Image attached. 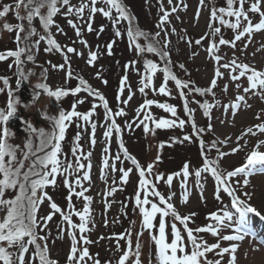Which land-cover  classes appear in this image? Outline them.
<instances>
[{
    "label": "rangeland",
    "instance_id": "rangeland-1",
    "mask_svg": "<svg viewBox=\"0 0 264 264\" xmlns=\"http://www.w3.org/2000/svg\"><path fill=\"white\" fill-rule=\"evenodd\" d=\"M253 0H248L245 4V10L247 11ZM16 0H0V11L3 10L5 5H15ZM71 5L78 7L81 0H70ZM125 6H128L129 12L133 17L134 25L142 31L154 35L160 31V41L163 43L164 33L160 28L157 27L160 18L164 15V12L160 10L161 0H122ZM163 8L165 11L170 13L169 21L164 24V28L168 30L169 39L171 44L167 51L170 53L172 61V71L177 77L184 81H191L193 87L206 88L210 86V81L214 78V67L215 62L212 57L208 55L206 49L209 46V39H203L200 45L195 44V40L208 35V25L210 22V0H205L204 5L201 7L200 0H172V4L168 3V0H162ZM184 5H187L186 10ZM99 7L107 8V5L97 3ZM177 8L176 12H171L172 7ZM261 10L264 11V2L261 4ZM197 11L200 12L197 18ZM66 7L61 8V12L53 17L54 24L50 27L49 31L52 38L61 46V52L56 51L54 48L48 51V45L45 41H39V36L43 35L47 38L48 32L43 29L42 24L39 22V18H34L33 26L37 29L38 35L32 38L33 43L39 41V46L32 47L33 53L25 52L23 54L24 61L27 62L21 65L24 79L19 75L21 68H18L14 58H7L4 61H0V110L5 112L7 109V102L10 99L8 96L9 90L13 93L11 99L13 101H20V89L23 83L32 84L34 89L39 94L42 89H36L37 84H47L53 91L66 90L69 91V95L62 97L57 100L53 97L55 107L50 103V98L46 93L43 92L42 96L30 104L29 112L35 113L37 109L40 111V116L45 119L47 123L52 126L55 119H58L61 111L68 113L72 110V106L76 105V110L86 114L91 111L93 105H97L95 114L91 118L92 122L97 123V129L95 132L96 144L91 145V125L84 124L83 121H77L74 118L72 122L68 123V127L65 133V139L61 142V158L67 156L68 159H72L71 148L75 144V137L79 135L81 137L79 143L83 152L91 151L92 157V169L90 172L91 180L83 181L84 187L89 189L85 192V196L92 198L90 205L92 222L87 224L89 231L85 232L83 236L92 241L88 245L83 244L81 234L78 228L75 230L77 239L79 241L78 247H87L89 249V255L92 259H85L84 264H94L95 260H99V264H117L122 254L127 250L126 241L118 237L125 235L126 231L132 228V242L133 250L137 239L141 244V261L142 264H158L157 260V249L154 243L150 240L148 231L144 232L142 237H137L135 233L140 230L142 216L138 214V210L134 211V193L138 189L139 175L138 170L131 161L123 157L122 150L119 148L120 140L122 139L125 147L129 154L133 156L142 168L147 169L149 164H153L154 172L152 175H147V179L151 180L157 185L156 190L160 191L167 199L170 193H175L171 199L174 207L177 209L181 216H187L195 213L194 216L188 221V227L196 229L198 227L207 226L209 223H214L207 219V217L218 212L220 207L224 206V203L218 202L213 195L214 192V180L209 174H203L207 176V179H202L204 184V200L202 201L199 196V188L196 187V177L194 175L197 169L203 167V155L201 152V146L199 143V136H196L190 126L189 117L183 110V102L178 94V90L175 87L173 81H169L168 87L171 90L170 96H164L153 93L151 88L146 89L147 95H142L138 91L139 81L143 75V63L140 57L137 56V52L134 47L130 49L129 41L127 39L126 30L128 27L127 21H122L116 25V28L121 31V36H115V30L111 21L108 18L102 16L101 13L97 12L92 20L93 31L87 30L88 17L90 15L88 9H85L83 13V19L78 18L76 15L66 16ZM20 16H26V11L23 7L19 9ZM42 14H47V9L42 10ZM113 15L116 13L113 10ZM249 19L255 25L259 23L261 17L259 13L248 12ZM179 17V19H177ZM72 20L73 23L77 24L80 29L81 35L77 36L76 30L71 27L68 20ZM21 23L15 17V9H11L9 13L0 18V53H6L10 50H17L18 47H23V37L27 32L20 33L21 42L17 45L16 26ZM27 24V21H24ZM246 23V22H244ZM10 24L13 27V31L9 32L5 29L4 25ZM58 26V27H57ZM215 26H218L215 22ZM103 27V31L100 29ZM222 27V26H221ZM224 27V26H223ZM175 28L177 34H172L171 29ZM222 35L225 39L232 40L235 33L226 27L222 28ZM180 36H184L186 40H191L192 45L189 46L185 40H181ZM219 39V37H217ZM86 41L87 47L80 43V41ZM115 43L112 46V55L107 54L106 46L112 42ZM142 46L145 45L146 41L140 38L138 41ZM245 45L247 47L245 48ZM73 47L76 51L74 53H67V48ZM90 52L97 54V60L89 65L87 61L90 59ZM63 53V54H62ZM31 54L33 61H28L27 56ZM224 59L221 63L226 62L228 59L237 58L238 62L248 63L258 70H264V30L255 32L251 37V42H248V38L236 42V47L232 48L228 45L220 46L218 53ZM64 55L68 56L67 61L64 59ZM144 58L151 59L161 66L159 57L144 53ZM26 56V57H25ZM136 61L135 70L132 67L126 68L125 66L129 62ZM179 64L184 65V69L178 67ZM55 66V67H54ZM63 66V67H61ZM69 69L72 72L71 78L67 76ZM224 73L222 78L217 80V87L214 89L216 93L215 97L209 95L210 102L214 105L219 102L218 107L211 109L209 117L205 116L198 103L195 101L199 100V94H192L188 96L189 107L194 109V120L198 127L205 128V132L201 133L202 139L205 142V148L208 146V142L212 141L213 138L224 140L230 138L228 144H221V151L230 152L233 147H242L241 151L234 155H228L221 160L223 167L227 168V171L233 170L237 167L242 166L246 162L247 155L254 149V146L264 141V133H260L257 125L264 124V100L259 96H254L252 93L246 95V103L240 102L239 109L225 108V105H231L237 103V95H244L243 87H247L246 78H241L239 82H231L228 71L221 68ZM29 73H33L29 76ZM99 74V78L98 77ZM124 76L128 77L127 84L124 85V92L121 94L119 89L121 87V80ZM84 79L87 85L93 90L98 91L102 94L109 103V107L113 110V114L119 109L123 108L126 115L123 117L114 116L117 124L121 127L120 133L113 130L112 137L110 139L104 137L103 133L106 130L104 125V111L100 105V101L95 96H90L87 91H82L76 95L71 94V90L76 87H82L79 84L80 79ZM8 80V85L4 84V80ZM106 80L105 85L102 81ZM18 81H20L18 85ZM163 81V73L157 72L152 78V87L158 88ZM235 83H241L242 87L239 92L235 88ZM129 85L134 93L133 98L128 101L126 100L129 93ZM228 85L227 92L223 91L224 86ZM28 88V86H27ZM26 88V89H27ZM187 92V90H185ZM17 96H15V94ZM41 94V93H40ZM40 96V95H39ZM120 97L118 100L117 97ZM38 100V101H37ZM80 100L84 102L79 103ZM145 100H154L157 103H169L170 105L177 108V116L172 117L170 113L164 112L159 109L156 104H153L148 109H143L140 113V118H143L145 112L151 113L157 120L160 118L176 120L178 123L179 119L185 120V127L183 129L174 127L170 129H156L153 135L151 129L154 128V124L149 121L150 132L145 133L143 131V125L136 127L133 125L131 130L125 128L127 122L136 120L137 112L136 109L141 106ZM37 101V102H36ZM60 105L62 110L56 109V106ZM19 104H16V109ZM259 117V118H257ZM83 124V127L78 126ZM36 129V133L31 131L29 128ZM23 125L22 129L25 135H19L16 133V126H8V137L7 142L13 146H18L17 158L22 160L24 153L27 151L25 147L27 141L31 139L33 141V147L39 145V133L41 130L47 135H50V127L44 128L40 125L36 126L33 123ZM211 124L212 131H207V125ZM103 125V126H102ZM4 125H0V133L3 132ZM253 128L256 131V135H246L239 139L248 128ZM53 131V129H52ZM191 135V141H185L183 143L173 142V138L176 141L182 140L184 135ZM108 140L106 145L105 141ZM238 141V143H237ZM163 144V148L160 145ZM108 147V154L110 157H114L120 154V161H113L110 159V163L115 162L117 171L110 173L108 177V185H112L113 178L116 180V184L113 185L118 190L114 196L104 197L102 192L106 190L104 181L100 178L102 161L105 153L103 149ZM209 147V146H208ZM259 151L264 152V145H262ZM216 154V153H215ZM159 157V160H157ZM7 159V158H6ZM87 164V161H82ZM31 163V159L25 161V171ZM189 165V177L187 179V191L189 193V199L185 203L183 201L184 189L180 187V181L183 179L182 176L173 178V184L171 187L167 186L163 181L155 180V173L164 175L165 179L168 175L178 173L182 171L185 164ZM123 167L125 170L131 169L129 173V179L127 184L121 183L122 173L119 168ZM241 181L243 178L238 177ZM249 185L238 189V194L241 195L242 199H247L242 194L244 192L249 193L250 200L248 202L255 207L258 211L264 215V172H257L254 175L248 177ZM79 191V189H76ZM18 191V190H17ZM17 191L8 190L6 192V199H13L17 194ZM44 191L51 197L52 202H55L64 212L68 211L69 201L66 197L70 194L68 188L62 182L61 177H57V186L49 185ZM223 193V192H222ZM221 193V197H222ZM225 194V193H224ZM223 194V195H224ZM226 195V194H225ZM143 198V192H141ZM227 199L229 197L226 195ZM153 202H158V198L149 197ZM223 200V199H222ZM106 202L111 203L110 208H106ZM127 207L124 208L123 204ZM72 203L75 210L82 211L86 205V201L83 197H77L72 195ZM150 207V205L148 206ZM51 211L48 200L40 206L38 213L39 216H45ZM6 216V210H0V220ZM257 217V216H256ZM159 215L154 220V224L158 225ZM170 221V218H168ZM253 221L258 228H261L262 219L259 217ZM73 223L79 224L80 220L77 216H72ZM107 220V225H105ZM135 221V227H132V222ZM177 223V227L182 231V235L186 237V230L183 225ZM57 225H61L67 228L66 223L62 220L60 214H55L53 219L48 222V228L45 230H39L40 234L47 235V244L49 248L50 258L58 262V264H67V257L70 252V237L67 232L64 233V238H58ZM262 233L258 239H253L250 236L246 237L241 242H231L239 244L236 252L237 261L236 264H264V244L260 241L264 240V228L261 229ZM71 231V229H69ZM230 231V230H229ZM50 233V235H49ZM225 233V231L223 232ZM231 233V232H230ZM152 234L158 235V228L152 230ZM166 234L168 236V242H171L173 237L171 236L170 226L166 227ZM195 234V233H194ZM227 234V232H226ZM196 235L202 238L204 241L215 242L216 237H213L210 233H196ZM225 235V234H224ZM218 240V239H216ZM220 242H228L222 241ZM117 242H119L120 248L117 249ZM229 243V242H228ZM226 245V244H225ZM223 248V247H221ZM15 251V249H10ZM190 251V245L188 249ZM217 250V249H216ZM214 250L213 252H216ZM209 252L208 258L211 259V253ZM207 258V259H208ZM134 257H130V261L126 264H130ZM230 255L227 257V264L229 262ZM2 264V262H0Z\"/></svg>",
    "mask_w": 264,
    "mask_h": 264
},
{
    "label": "snow or ice",
    "instance_id": "snow-or-ice-1",
    "mask_svg": "<svg viewBox=\"0 0 264 264\" xmlns=\"http://www.w3.org/2000/svg\"><path fill=\"white\" fill-rule=\"evenodd\" d=\"M204 2L205 0H200L201 7L204 5ZM247 2L248 0H226V6L216 7L215 0H213L214 6L210 11L208 35L195 40V44L200 45L203 39L210 38L209 46L206 51L208 55L212 57L216 66L214 67V78L210 81V86L207 88L193 87L191 81H182L177 78L175 74H173L170 53L167 51L169 45L171 44V40L169 39L168 30L163 27L166 22L170 23V13L164 10L162 0L160 10L164 12V15L160 18L157 25V27L164 33V40L162 44L159 39L161 35L160 31L152 35L140 30L138 26L134 25L133 17L127 10L126 6L122 3V0H81L78 7L71 5L70 0H16L14 6L5 5L3 7V10L0 11V18L5 17L14 7L16 19L21 21V23L16 26L17 45L21 42L20 33H25L27 28V32L23 37L24 46L18 47L17 50L0 53V61H4L9 57L14 58L16 66L21 68L23 63L21 60L22 55L25 52L31 53L32 47L35 46L38 48L39 41L45 40L48 45V51H51L54 48L56 51L61 52V46L54 38H52L49 29L54 24L53 17L61 12L62 7H66V16L76 15L80 19H83V13L85 12V9H88L90 15L86 23L87 30L89 32L93 31L92 20L97 12L101 13L103 17L108 18L111 21L113 28L116 29V37L121 36V31L116 28V25L120 24L122 21H127L128 27L126 35L129 41L130 49L132 47L135 48L137 56L141 58L143 63L144 72L139 81L138 91L142 95L146 96L147 93L145 90L151 88L155 94L170 96L171 90L169 89L168 84L169 81H173L176 89L178 90L179 96L183 100V110L189 117L192 131L196 136H200V134L205 132L206 129L198 127L195 123L194 109L189 107L188 96L192 94H199L201 97L206 95L215 97L216 93L214 92V89L217 87V80L222 78L224 74L221 71V68L228 71L231 82H239L241 81V78H246L248 84L247 87H243L244 95H237V103L225 105L224 107L226 109L229 107L232 109H239L240 102L246 103V95L248 93H252L254 96H259L262 100H264V70H258L248 63L238 62L237 58H231L226 62L221 63L224 58L218 54L220 46L228 45L235 48L236 42L246 37L250 43L251 37L255 32L264 30V11L261 10V4L264 0H253L250 7L246 11L245 4ZM97 3L107 5L108 7L98 8L96 6ZM168 3L171 5L172 0H168ZM21 7L25 9L27 13L26 16H20L19 9ZM186 8L187 5H184L185 10ZM44 9H47L46 15L42 14V10ZM113 10L116 13L115 16L113 15ZM176 11L177 8L173 6L171 12ZM248 12L259 13L261 17L259 23L254 25L252 20L249 19ZM199 15L200 12L197 11V18ZM37 17L39 18V22L42 24L43 29L49 34L47 38L40 35L39 41H36L34 44L32 38L37 36L38 32L33 26V20ZM230 18H234V20ZM177 19H179V17H177ZM24 21H27V24H25ZM217 21L220 26H215V22ZM68 23L76 30L77 36L81 35L77 24L73 23L71 19L68 20ZM221 26L231 29L235 33L232 40L224 38ZM4 27L9 32L13 31V27L10 24H5ZM100 31H103V27H101ZM171 33L177 34L176 29L172 28ZM217 37H219L218 40ZM140 38H143L146 41L145 45L142 46L137 42ZM180 39L185 40L189 46L192 45V41L186 40L184 36H180ZM80 43L87 47L86 41L81 40ZM114 43L115 41H112L106 46L108 55H112V46ZM246 47L247 45H245V48ZM75 51L76 50L73 47L67 48V53H74ZM144 53L153 54L159 57L162 66L158 65L151 59L144 58ZM33 59L34 58L31 54L27 56L28 61H33ZM64 59L67 61L68 56L64 55ZM96 60L97 54L90 52V59L87 63L92 65ZM135 63L136 61L129 62V64L125 67H132L135 70ZM178 67L184 69L183 64H179ZM158 71L163 73V81L158 88H155L152 87V78ZM32 74L33 73H29L28 75L31 76ZM19 75L24 79L28 78L27 76H24L22 68ZM67 76L69 78L72 76L70 69L67 72ZM97 78H99V74ZM127 81V76H124L121 80V87L119 89L121 94L125 90L124 85L127 84ZM3 82L6 86L9 83L7 79ZM102 82L105 85L107 84L106 80H103ZM17 83L19 85L20 81ZM79 84L82 87H76L74 90H71L72 95L80 93L83 89L84 91H87L90 96L97 97L101 102L99 106L103 108L104 125L107 126L105 132L103 133L104 137L110 139L112 137L113 130L120 133L122 129L117 124L114 116H125V110L121 108L113 114V110L109 107L108 101L102 94L93 90L82 78L79 80ZM241 87V83H235L237 92L240 91ZM35 88L42 89L48 97H55L57 100L69 95V91L66 90L53 91L47 84H37ZM227 89L228 85H225L223 91L227 92ZM185 90H187V92H185ZM12 95L13 93L9 90L8 96L10 99L7 102L8 111L5 112L0 110V125L5 126L3 132L0 133V210H6V216L0 220V262H2V264H58L56 260L50 258L47 235H41L38 231V229H47L48 222H50L53 219V216L58 213L67 225V228L57 225L59 234L58 238L63 239L65 232H67L70 237V252L67 257V264H84L86 258L92 259V257H90L89 249L87 247H78L79 241L75 230L78 228L84 245L92 243L91 240L83 236L85 232L89 231L87 224L92 222L90 209L92 198L85 196V192L89 189L85 188L82 182L91 180L90 172L93 167L91 157L93 153L91 151L87 152V154L83 152L79 143L81 137L77 135L75 137V144L71 148L72 159H68L67 156L61 158V142L65 139V133L68 127V123L66 122H72L74 118H77L78 122L83 121L84 124L90 123V142L92 146L96 144L97 141L95 139V132L97 129V123L92 122L91 118L95 114L97 105H93L92 110L86 114L77 111L75 104L72 106V110L70 112L65 113L61 111L58 119H55L54 121L52 133L47 135L42 130L37 133L39 136V145L35 147V149L33 147V141L29 139L25 145L27 151L24 153L23 159L20 160L17 158L18 146L11 145L6 139L9 135L7 123L16 113V104H19L20 102L19 100L13 101L11 99ZM39 95L40 93L36 94L34 100L38 99ZM133 95L134 93L129 85V93L124 103L126 104L130 101L133 98ZM117 99L119 100L120 97L118 96ZM83 102V100L79 101L81 104ZM195 103L199 104L200 108L203 109L204 115L209 117V119H211V109L219 106V102L214 105L209 103L207 100L203 103L199 101H195ZM153 104H156V106L164 112L170 113L172 117L177 116V108L169 103H157L154 100H145V102L136 109V120L127 122L125 124V128L131 130L133 125L136 127L143 125V131L145 133H149L150 128L148 122L151 121L154 124V128L151 129V132L154 135L156 129H170L174 127L183 129L185 127V120L183 119H179L178 123L176 120L172 119L160 118L157 120L149 112H145L143 118L141 119V111L143 109L150 108ZM78 126L83 127L84 125L78 123ZM256 127L259 129L260 133H264V124L257 125ZM29 128H31L30 124ZM31 131L36 133L35 128H31ZM207 131H212L211 124L207 125ZM256 134V131L250 127L240 138H238V140L243 138V136H255ZM191 140L192 136L187 134L179 141H176V139L173 138V142L179 143ZM229 140L230 138H225L224 140L211 142L210 146L207 148V152L210 153L212 149H216V159H210L209 155L205 152L204 140L202 138L199 140L203 155V167L197 169L194 175L196 177V187L200 190V199L202 201L204 200V184L201 181L202 179H207V176L202 177V173L209 174L214 180V198L218 202L223 203L221 197V192H223L230 198V205H225L217 213H212L207 217V219L214 223H209L207 226L198 227L196 229L188 227V221L195 215V213L187 216H181L174 207L173 203L170 202L175 193H170L166 199L160 191L156 190L157 185L151 180L145 178L146 174H153V164H149L147 169L142 168L138 161L129 154L123 140H120L119 148L122 150L123 157L131 161V164L138 170L140 178L138 189L134 193V211L138 210V214L142 216V222L140 230L137 231L135 235L139 238L144 235L145 231L149 232L150 240L154 243L157 249L158 264H222L221 259H207L206 254L213 252L216 249H220L216 252L217 256L222 258L224 254L227 253L230 255L228 264H236V252L239 244L231 243L228 247L221 249L219 242L208 245L206 241L194 233H210L213 237H218L221 231L228 232L230 230L232 234H225L222 237H219V239L228 242H241L249 236L256 239V233L252 229L250 223V215H255L262 220H264V215H262L260 211L248 202L251 198L249 193L244 192L242 195L247 197V199H242L241 195L238 194V189L249 185L248 177L257 172H264V152L259 151L260 147L264 145V141H260L254 146V149L247 155L246 162L242 166L226 171L220 167V161L228 155H234L235 153L241 151L242 147H246V145L233 147L230 152H223L217 147V143L228 144ZM105 143L107 145L108 140H106ZM163 146L164 145L161 144L160 148H163ZM103 151L105 156L102 161L100 178L104 181L106 190L102 192V195L104 197H111L114 196L116 191L122 189H117L113 186L116 184V180L114 178L112 185H108V177L110 173H115L117 171L116 163H110V159L113 161H120L121 164L123 161L121 160L120 154L110 157L107 146L103 149ZM30 159L31 163L25 171V161ZM157 160H159V157H157ZM82 161H87V164ZM119 171L122 173L121 183L127 184L131 169L125 170L123 167H120ZM189 174V165L186 163L181 172L170 174L166 179L162 174L155 173L154 175L156 181H163L169 187L173 184L174 176H182L183 179L180 181V187L185 190L183 193V201L186 203L189 199V193L187 191V179ZM58 176L62 178L63 184L70 192V194L66 197L69 201L67 212L62 211V209L55 202H52L51 197L46 191H44L49 185L57 186ZM238 177H243V180L241 181L240 179H237ZM77 188L79 191L76 190ZM8 190H18L15 198H5ZM141 192H143V198L141 196ZM73 194L77 197H83L87 202L82 211L75 210L72 203ZM149 197L158 198V202H153L149 199ZM45 200H48L51 211L45 216L38 217L40 206L45 202ZM149 205L150 207H148ZM110 207L111 203L106 202V208ZM123 207L126 208L127 205L123 204ZM73 215L79 218L80 223L78 225L73 223ZM157 215L160 217L158 225L154 224V220ZM168 218H170V221ZM176 222H179L180 225L184 226V230H186V237L182 235V231L177 227ZM105 225H107V220H105ZM169 226L171 236L173 237L171 242H168V236L166 234V227ZM132 227H135V221L132 222ZM154 227L158 228V235L152 234ZM69 229H71V231H69ZM132 234V228H130L126 231L125 235L118 237V241L120 239H124L126 241L127 250L122 254L117 264H126V262L130 261V257H134L130 264H142L141 244L139 239H137L133 250ZM260 243L264 244V240H261ZM189 245L190 251L187 250ZM119 248L120 245L119 242H117V249L119 250ZM10 249H15V251H11ZM94 264H99V260H95Z\"/></svg>",
    "mask_w": 264,
    "mask_h": 264
},
{
    "label": "trees",
    "instance_id": "trees-1",
    "mask_svg": "<svg viewBox=\"0 0 264 264\" xmlns=\"http://www.w3.org/2000/svg\"><path fill=\"white\" fill-rule=\"evenodd\" d=\"M210 2H211V9H212V7L214 6L213 5V0H210ZM215 6L216 7H222V6H226V0H215ZM126 8H127V10H129V8H128V6H126ZM210 9V10H211ZM230 19H233L234 20V18H230ZM217 24H218V26H220L219 25V23H218V21H217ZM221 28H224L223 26L221 27ZM217 40H218V38H217ZM162 44V43H161ZM31 53H33V51H32V49H31ZM23 58V55H22V57H21V59ZM23 63L22 64H24V62H27L26 61V59L24 60V61H22ZM161 66H162V63H161ZM173 74H175L174 73V71H173ZM176 75V74H175ZM177 76V75H176ZM178 78V77H177ZM182 81H184V80H182ZM196 87V86H195ZM207 87H209V86H207ZM206 87V88H207ZM38 92H35V90H34V88H32V87H30V91H29V93L27 94V97H28V102L27 103H25V102H22L21 101V98H20V102H19V105H23V107L25 108V109H28V108H30V104H33V102H35L34 101V97H35V95L37 94ZM15 94V93H14ZM196 95H198V94H196ZM15 96H17L16 94H15ZM209 95H206V96H204V97H201V96H199V100H197V101H199V102H201V103H203L205 100H207L209 103H211L210 102V99H209V97H208ZM182 99V98H181ZM36 100V99H35ZM182 102H183V100H182ZM30 103V104H29ZM202 109V108H201ZM202 111H203V109H202ZM16 112H17V109H16ZM29 124V123H28ZM42 127V126H41ZM52 129H53V127H50V134L52 133ZM202 138V136H199V139H201ZM213 141H219V139L216 137V138H213L212 139V141H210V142H208L207 144H208V146H210V144H211V142H213ZM208 146H206V148H205V152H206V154L207 155H209V157H210V159H216V149H212L211 150V152L209 153V152H207V148H208ZM217 147L221 150V148H222V146L220 145V143H217ZM203 157V156H202ZM203 159V158H202ZM220 167L222 168V169H224V170H228L227 168H225V167H223V165L221 164V161H220ZM241 178H243V177H241ZM222 193V192H221ZM224 193H222V199H223V203H224V206L225 205H230V203H229V201H228V199H227V197H226V195L224 194ZM223 206V207H224ZM223 207H220V208H223ZM214 213H217V212H214ZM184 227V226H183ZM224 231H221L220 233H219V236L218 237H216V239H218V240H216L215 239V242L213 243V242H209V241H207V244L208 245H212V244H215V243H220V247H228L229 245L226 243V242H220L219 240V237H222L224 234H226V233H223ZM42 235V234H41ZM195 235H196V233H195ZM226 244V245H225ZM222 249V248H221ZM220 249H217L216 250V252H218ZM216 252H213V253H211V254H213V255H211V259H209L208 258V253L206 254V256H207V258L209 259V260H217V259H221V261H222V264H227V257H229V254H224V256L221 258V257H219V256H217L216 255Z\"/></svg>",
    "mask_w": 264,
    "mask_h": 264
},
{
    "label": "water",
    "instance_id": "water-1",
    "mask_svg": "<svg viewBox=\"0 0 264 264\" xmlns=\"http://www.w3.org/2000/svg\"><path fill=\"white\" fill-rule=\"evenodd\" d=\"M9 125L11 126H16V129L19 132H21V129H20V122H19V116L18 115H14L13 117H11L9 119Z\"/></svg>",
    "mask_w": 264,
    "mask_h": 264
}]
</instances>
